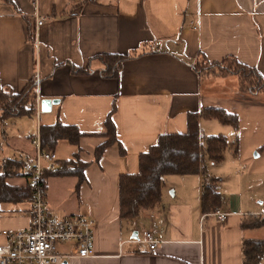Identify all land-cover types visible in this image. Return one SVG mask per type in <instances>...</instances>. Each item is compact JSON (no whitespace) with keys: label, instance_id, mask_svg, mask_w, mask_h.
<instances>
[{"label":"crops","instance_id":"crops-1","mask_svg":"<svg viewBox=\"0 0 264 264\" xmlns=\"http://www.w3.org/2000/svg\"><path fill=\"white\" fill-rule=\"evenodd\" d=\"M35 14L49 19L36 30ZM100 54L129 56L116 79L101 75L102 66L92 60ZM200 56L209 63L234 57L264 78V0L0 3V87L19 92L34 78L36 91L34 135L16 136L7 129V122L16 125L20 117L0 121V167L5 160H30L31 141L42 126L60 122L93 134L77 146L61 140L53 151L59 168L75 161L76 154L88 164L78 187L74 177H55L53 171L45 176L51 215H83L94 222V257L67 264H242V242L264 240V225L242 228L244 220L264 215V151H259L264 145V93H241L235 76L198 75L193 66ZM87 66L92 68L87 75L72 72ZM45 101L56 104L42 107ZM113 106L118 142L95 162ZM209 108L238 119L237 131L216 120H199L202 144L221 135L230 145L221 163L213 165L207 158L204 163L205 175L219 179L223 201L217 210L227 213L225 221L202 214L204 174L199 173L167 176L160 207L122 222L119 177L137 174L139 156L161 135L186 133L188 114ZM236 141L234 154L231 143ZM19 171V177L7 180L10 186L26 187ZM28 208V202L1 204L0 231L27 229ZM151 231L161 242L154 253L135 243Z\"/></svg>","mask_w":264,"mask_h":264},{"label":"trees","instance_id":"trees-1","mask_svg":"<svg viewBox=\"0 0 264 264\" xmlns=\"http://www.w3.org/2000/svg\"><path fill=\"white\" fill-rule=\"evenodd\" d=\"M1 4L12 5V0H0ZM127 55L100 54L92 60L102 66L104 78L116 79L122 62ZM200 75H214L221 78L235 76L239 80L240 92L246 94L264 93V78L256 69L242 64L236 58L227 56L220 62L209 63L201 57L193 66ZM75 75H87L90 68H72ZM36 91L35 79H30L19 92L5 90L0 87V121L10 117L31 116L35 113ZM115 106L103 123L101 136L105 141L95 148L94 161L98 162L103 152L116 144V131L112 121ZM216 120L222 125L238 129V119L222 109L209 108L200 114L190 113L187 116V131L182 134H164L156 145L138 158V173L119 177V218L122 222H130L142 214L152 212L161 205V190L167 176H189L204 174L201 192L200 209L202 214H210L221 208L222 197L217 191L218 178L205 175V159L217 165L224 159V152L230 147L227 139L221 135L200 137L199 120ZM93 136L81 133L75 126L56 122L52 126L39 128L40 147L45 152H53L61 140L77 146L82 137ZM234 154L237 153V141L231 143ZM264 151V145L259 149ZM22 163L5 160L0 167V205L17 204L30 201L31 192L26 187L10 186L7 180L19 177L18 169ZM86 162L75 155V161L64 162L53 171L55 177H74L77 187L84 181ZM1 214V211H0ZM264 225V215L244 220L243 229H257ZM264 259V240H244L242 242V264H261Z\"/></svg>","mask_w":264,"mask_h":264},{"label":"built area","instance_id":"built-area-1","mask_svg":"<svg viewBox=\"0 0 264 264\" xmlns=\"http://www.w3.org/2000/svg\"><path fill=\"white\" fill-rule=\"evenodd\" d=\"M36 1L33 0L34 5ZM48 20L35 14V30ZM31 145L35 155L23 162L19 171L31 192L27 211L29 226L24 230L0 231L4 239L0 244V264H67L71 260L93 258V220L83 215L55 218L49 213L45 176L56 170L59 163L54 152L41 149L38 135ZM211 215L220 222L227 217V213L218 210ZM157 235L156 231L146 232L135 243L154 253L161 243Z\"/></svg>","mask_w":264,"mask_h":264},{"label":"rangeland","instance_id":"rangeland-1","mask_svg":"<svg viewBox=\"0 0 264 264\" xmlns=\"http://www.w3.org/2000/svg\"><path fill=\"white\" fill-rule=\"evenodd\" d=\"M90 70H92V68L90 69ZM227 78V77H226ZM233 79H235V80H233V81H236L237 79H236V77L235 78H233ZM217 83H221V82H218L217 81ZM238 86H239V88H240V85L238 84ZM32 117V115L31 116H22V117H20L19 119H18V121L16 122V125H11L10 124V122H7L6 123V125H7V129L8 130H11V133L13 134V135H16V136H18V135H20V134H25V132H27L28 133V135L27 136H29V135H34L35 133V131H34V126H33V119L31 118ZM4 122V121H3ZM20 128H22V131H21V129ZM7 208V207H6ZM9 208H13L14 209V207H9ZM8 209V208H7ZM13 209H9V210H13ZM48 210H49V208H48ZM50 212V211H49ZM55 217V216H54ZM55 218H57V217H55ZM264 231V230H263Z\"/></svg>","mask_w":264,"mask_h":264},{"label":"water","instance_id":"water-1","mask_svg":"<svg viewBox=\"0 0 264 264\" xmlns=\"http://www.w3.org/2000/svg\"><path fill=\"white\" fill-rule=\"evenodd\" d=\"M54 104H56V102L55 101H53V102H51V101H45V102H43V106L42 107H44V105H54Z\"/></svg>","mask_w":264,"mask_h":264},{"label":"bare ground","instance_id":"bare-ground-1","mask_svg":"<svg viewBox=\"0 0 264 264\" xmlns=\"http://www.w3.org/2000/svg\"><path fill=\"white\" fill-rule=\"evenodd\" d=\"M38 136H39V133H38ZM40 140V139H39ZM34 155H35V149H34ZM34 157V156H33ZM59 168V166L57 167V169Z\"/></svg>","mask_w":264,"mask_h":264}]
</instances>
